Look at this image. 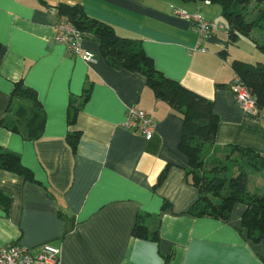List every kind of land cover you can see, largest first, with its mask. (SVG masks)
<instances>
[{
  "label": "crops",
  "instance_id": "0c3cea01",
  "mask_svg": "<svg viewBox=\"0 0 264 264\" xmlns=\"http://www.w3.org/2000/svg\"><path fill=\"white\" fill-rule=\"evenodd\" d=\"M59 3L80 4L118 35L140 40L157 70L210 99L219 119L213 146L250 147L264 157V119L245 112L230 88L231 62L242 59L231 53L227 32L203 39L206 50L199 51L192 23L174 12L198 10L223 23L217 4L0 0V118L20 81L36 92L45 118L42 134L32 139L0 125V147L17 153L34 179L0 169V190L9 199L0 207V246L51 243L60 248L59 264H264V234L254 242L240 226L245 203L236 202L225 220L187 212L197 189L186 178L188 158L178 146L181 117L155 96L142 73L108 64L91 35L80 45L94 53L92 61L57 42ZM132 105L153 116L151 138L122 125ZM73 130L80 131L74 149L67 137ZM260 173L251 187L247 174L250 193L264 192V169ZM137 219L157 231V240L133 235Z\"/></svg>",
  "mask_w": 264,
  "mask_h": 264
},
{
  "label": "trees",
  "instance_id": "16d2710c",
  "mask_svg": "<svg viewBox=\"0 0 264 264\" xmlns=\"http://www.w3.org/2000/svg\"><path fill=\"white\" fill-rule=\"evenodd\" d=\"M208 1L219 6L229 43L234 44L240 35L249 36L250 31L258 26L262 30V42L256 44L264 52V0ZM251 2L263 7L247 19L243 9ZM55 8L59 17H65L83 35L89 34L97 40L100 53L108 64L142 73L145 84L153 90L155 96L165 101L181 117L182 131L178 146L188 158L186 178L197 189V198L187 212L195 216L208 215L225 220L232 206L236 202H243L246 209L240 219V226L245 228L248 239L259 241L264 234V192L250 193L247 190V174L249 171L263 170L264 157L250 147L233 145L224 154V164L210 163L204 149L207 145H213L219 121L212 110V101L157 70L151 57L143 51L140 40L118 35L111 25L88 16L80 4L59 3ZM231 66L257 105L264 107V63L234 59ZM89 90H83V100L87 99ZM12 99L7 113L0 118V125L16 132L22 130L31 139L39 137L45 118L38 110L40 103L36 92L20 81L14 86ZM76 112L77 108L74 107L68 116L69 124L75 121ZM79 136L80 131L77 130L69 131L67 135L73 149ZM228 163L236 167V172L225 179L222 173L227 170ZM206 165L209 166L208 174L200 173L199 170ZM167 168L158 175L156 185L164 180ZM0 169L16 173L29 181L34 180L32 171L21 163L19 155L3 147H0ZM224 187H227L225 193ZM8 201V197L0 190V207L6 208ZM166 206L164 202L162 208ZM132 233L141 238L157 240V231H149L138 219Z\"/></svg>",
  "mask_w": 264,
  "mask_h": 264
},
{
  "label": "built area",
  "instance_id": "2783aa9c",
  "mask_svg": "<svg viewBox=\"0 0 264 264\" xmlns=\"http://www.w3.org/2000/svg\"><path fill=\"white\" fill-rule=\"evenodd\" d=\"M175 14L190 21L197 34V41L194 49L205 51L201 42L218 30L227 32L223 23H216L202 16L200 11L186 12L174 8ZM83 34L68 19L59 17L55 25L54 39L65 45L75 56L85 61H92L94 53L83 49L80 41ZM235 99L239 106L247 113L257 115L264 119V107H259L253 95L242 82L239 76L235 75L230 83ZM122 125L142 134L146 139L151 138L154 130V118L145 110L136 105L127 107L125 119ZM60 248L51 243H42L35 247H26L18 243H9L0 246V264H59Z\"/></svg>",
  "mask_w": 264,
  "mask_h": 264
},
{
  "label": "rangeland",
  "instance_id": "374dc122",
  "mask_svg": "<svg viewBox=\"0 0 264 264\" xmlns=\"http://www.w3.org/2000/svg\"><path fill=\"white\" fill-rule=\"evenodd\" d=\"M262 7L263 6L256 5L255 3L251 2L250 4L244 7L243 14H245L247 19H249ZM256 42L257 43L262 42V30L258 26L254 27L250 31L249 36L240 35L239 39L231 46L230 49L231 53L234 56H237L245 61L254 62V63H257L259 61L264 63V52H261L255 46ZM204 150H205V154H210V153L212 154V155L210 154L211 158H209V156L207 158L210 163L223 162L225 157L224 154L227 152V150L213 145H207ZM205 167L204 169H200L199 172L203 174L204 173L208 174L209 166L206 165ZM235 168L236 167H234L233 164L228 163L227 170L222 173V175L225 176V179H228L230 176H233L235 174L236 172ZM248 174H249L248 187H251L252 184L258 183L260 181L259 178L261 174L260 171H249ZM258 178L259 180H256ZM226 190L227 187H224L223 193H225Z\"/></svg>",
  "mask_w": 264,
  "mask_h": 264
}]
</instances>
